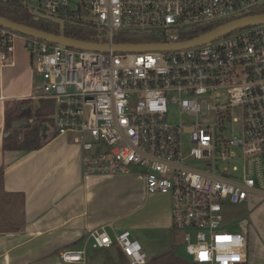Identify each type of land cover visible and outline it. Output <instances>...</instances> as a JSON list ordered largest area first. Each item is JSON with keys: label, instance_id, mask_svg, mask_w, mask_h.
<instances>
[{"label": "built area", "instance_id": "obj_1", "mask_svg": "<svg viewBox=\"0 0 264 264\" xmlns=\"http://www.w3.org/2000/svg\"><path fill=\"white\" fill-rule=\"evenodd\" d=\"M22 2L57 21L89 25L109 44L128 33L148 35L145 43H180L198 28L264 7V0ZM16 39L38 75L31 99L53 105L44 131L73 135L82 174L137 167L147 194L170 196L172 229L182 232L191 263H246L245 235L229 230L222 212L264 192V24L196 46L128 52L72 49L0 27L3 63L12 61ZM182 133L191 140L187 155ZM86 238L95 249L117 244L129 264H148L128 230L111 235L101 225ZM84 252L67 249L61 259L82 263Z\"/></svg>", "mask_w": 264, "mask_h": 264}, {"label": "crops", "instance_id": "obj_2", "mask_svg": "<svg viewBox=\"0 0 264 264\" xmlns=\"http://www.w3.org/2000/svg\"><path fill=\"white\" fill-rule=\"evenodd\" d=\"M13 54L11 62L0 59V166L4 165V191L23 195V224L18 230L0 231V264H129L117 244L91 246L86 234L101 225L111 235L128 230L141 243L148 264L168 251L180 257L171 198L147 194L137 167L128 174L84 175L80 145L69 133H45L47 141L37 150H3L7 113L13 120L29 121L38 107L31 99L38 75L22 39L15 40ZM21 127L26 130L27 125ZM150 201H157L158 207L154 209ZM245 203L257 212L250 215L253 227L247 220L235 226L245 235V264H255L248 253L262 257L257 264H264V192L255 190L241 204ZM81 248L85 250L82 263L61 259L64 250Z\"/></svg>", "mask_w": 264, "mask_h": 264}, {"label": "trees", "instance_id": "obj_3", "mask_svg": "<svg viewBox=\"0 0 264 264\" xmlns=\"http://www.w3.org/2000/svg\"><path fill=\"white\" fill-rule=\"evenodd\" d=\"M254 13H264V7H259ZM0 16L16 21L21 24H27L39 30H44L54 34H63L72 39H80L84 41H99L101 40L94 33V30L89 25L81 23H64L61 26L59 23L47 19L43 16H37L32 9L22 0H0ZM218 24L198 28L197 31L190 32L189 38L197 37V35L207 33L214 29ZM151 38L148 35L123 34L115 38L116 43H145L150 42ZM50 103V105H48ZM53 105L49 100H40L38 107L34 110V119L36 123L46 121L48 115L52 112ZM27 116V118H29ZM13 120L11 113H7L5 117V130L11 128L10 122ZM48 123V120L46 121ZM46 125L39 126L38 124L26 127V132L21 139H16L12 131L7 137L3 138V150H22L31 151L41 148L47 141L44 137ZM52 136L56 134L52 133ZM3 172L4 165L0 166V231L18 230L23 224V195L21 193H7L3 188ZM153 264H193L187 259L178 257L171 251L154 257L151 261Z\"/></svg>", "mask_w": 264, "mask_h": 264}, {"label": "water", "instance_id": "obj_4", "mask_svg": "<svg viewBox=\"0 0 264 264\" xmlns=\"http://www.w3.org/2000/svg\"><path fill=\"white\" fill-rule=\"evenodd\" d=\"M37 16H43L47 19H51L52 21L59 23L63 26V22L61 20L52 19L50 16L40 14L39 12H34ZM254 24H264V13H248V15L231 19V21L224 22L214 27L213 30L208 31L207 33L197 35V37L181 41L180 43L167 44V43H105L101 41H84L80 39H72L63 34H54L44 30H39L35 27H32L27 24H21L16 21L10 20L8 18H4L0 16V27L3 29H8L22 36L33 37L40 41H45L54 45H63L72 49H85V50H99V51H108L114 50L118 52H128V51H146V50H157L163 51L168 49H176L180 47H190L196 46L197 44L206 43L214 40V38H218L220 36H224L226 34L231 33V31L247 27L249 25ZM11 128H17L20 126H25L29 124V121L14 119L10 122ZM10 134V130L7 131L4 136H8Z\"/></svg>", "mask_w": 264, "mask_h": 264}, {"label": "rangeland", "instance_id": "obj_5", "mask_svg": "<svg viewBox=\"0 0 264 264\" xmlns=\"http://www.w3.org/2000/svg\"><path fill=\"white\" fill-rule=\"evenodd\" d=\"M26 1L31 3L33 6L39 5L38 0H26ZM153 33L155 34V32H153ZM38 104L36 101L34 106L37 107ZM48 105H50V103ZM29 113H27V116L31 115ZM237 114H238V110L235 109L233 116L237 115ZM207 119L213 120L211 116L208 117ZM47 120H48V117H47L46 121ZM29 121H30L29 123L31 125L38 124L40 127L44 126V125L47 126V124H48V123H46V121H44V122L39 121L38 123H36V120L34 118H31V119L29 118ZM231 125L234 126L231 131L233 133L237 132L239 129V122H236L234 124L231 123ZM51 130H52V126H49L48 132H51ZM11 131L13 133L14 138H16V139H21L23 137L24 133L26 132V130H24V128L21 126L18 128L12 129ZM181 137H182V143H183L182 153L187 155V153L191 147V140H190V137H188V135L186 133H182ZM189 159L193 160L192 157H190ZM149 203L151 204L152 207H154V209L158 207L157 201H150ZM253 211H254V209L252 210L251 208H249V204L239 203L236 205H231V204L226 205L224 207L222 213H223L224 219L229 224V227H227V228L231 231H236L238 229H236L235 226H236V224L240 223L239 221H246L247 220V222L250 224V226L253 227L250 215H254L255 213H257L256 211H254V212ZM261 215L264 216V208L262 209ZM239 229H240V227H239ZM239 231H241V230H239ZM174 232H175V241H177V243L179 244L177 254L180 257L187 259L190 262V258L186 254V251L184 248V244H183V240H182V232L179 230H175ZM248 256H249V260L252 261V263L254 262L255 264H257L258 262H261L263 260L262 257H260L256 254H254V256L251 254V256H250L248 253Z\"/></svg>", "mask_w": 264, "mask_h": 264}]
</instances>
